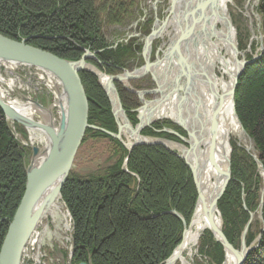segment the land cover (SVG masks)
<instances>
[{
    "label": "trees",
    "instance_id": "1",
    "mask_svg": "<svg viewBox=\"0 0 264 264\" xmlns=\"http://www.w3.org/2000/svg\"><path fill=\"white\" fill-rule=\"evenodd\" d=\"M102 1V2H101ZM126 0H0V35L75 62L84 51L95 53L104 67L100 72L119 74L134 56L127 48L108 49L102 28L116 23L121 2ZM132 1V0H131ZM263 52L240 75L234 92L235 114L250 138L264 170V0H259ZM112 15V16H111ZM251 59V58H250ZM79 78L88 102V125L117 133L109 100L97 78L80 72ZM122 109L132 126L137 124L135 97L116 86ZM184 132L168 121L153 123L140 134L147 138L177 139L161 129ZM17 133L24 130L15 125ZM89 139H106L117 148L112 165L95 174L70 172L61 189L71 234V264H164L181 242L183 224L169 212H177L188 224L196 200L191 173L175 154L159 146H136L129 153L121 144L97 131L87 130L81 145ZM231 178L218 202L223 234L237 246L249 213L258 208L260 178L254 161L232 145ZM26 151L13 138L0 110V247L25 185ZM126 159L125 165L124 160ZM245 193L243 209L241 194ZM263 230L248 232V247L260 234L246 264H264ZM210 237V236H209ZM201 241L198 254L211 263L223 260L222 248Z\"/></svg>",
    "mask_w": 264,
    "mask_h": 264
},
{
    "label": "bare ground",
    "instance_id": "2",
    "mask_svg": "<svg viewBox=\"0 0 264 264\" xmlns=\"http://www.w3.org/2000/svg\"><path fill=\"white\" fill-rule=\"evenodd\" d=\"M169 1L175 6L173 8L171 7L170 12L172 13V18L167 19L163 32L160 31L159 34V36H163L162 34L165 33L164 35L168 37V48L163 53V57L159 63L156 66L148 65L147 69L155 76L156 84L159 85V88L157 86L152 91L153 94L157 95L158 99L148 102L142 96L140 101L147 103L144 104V107L141 105L138 109L139 121L137 123L140 122L139 125L145 127L147 125L151 126L158 120H168L173 122L179 129L182 127L185 130L184 132L181 129L184 132V136L179 135L171 129L168 130L173 131L186 140V144H183L185 148L182 149L179 146L175 147L171 144H167L166 146L168 150L181 155L187 161L194 174L195 184L193 177L192 180L196 191V200L192 208L191 217L188 224H186L182 217V220H180L175 216L183 224L182 238L181 242L164 264H191L197 246L196 256L200 259L198 263L213 264L208 261L209 259L207 257L199 256L198 250L201 241H208V238H210V245H220L217 242L215 230H220L223 234V223L218 210V202L223 195L215 204V209L211 215L213 219L212 226L208 223L205 213L211 207V199L221 187L220 183L223 182L221 173L226 172L227 161H229L231 178L230 157L233 150L232 145L236 144L235 146L240 149L237 142H231L232 139L235 138L238 141H244L243 138L245 135V139L248 142V146L245 149L249 152L252 150V142L246 135L235 114L234 102H232L231 95L233 80L237 75L239 64L242 60L247 63V66L259 59L263 51L258 50L260 53L257 56H244V54H241L242 47L237 43L236 30L231 23L228 11L232 0ZM183 35L184 38H182ZM19 69L28 73V77L31 76V72L37 74L39 80L44 81L45 84L43 86L53 94V99L51 101L49 100L51 105L49 107L41 106L40 103L29 99V93L24 94L27 91L23 90L20 86L18 87L17 82L13 78H5L0 74V100L21 118L42 127V130L31 127L23 128L27 133V142L29 145L27 147H29L30 151L33 147L39 150V154L34 159L35 163H39L45 158V154L50 145V138L43 128L46 126V123L52 120L51 126L56 131L59 119L55 121L53 117L54 111L58 112V117H60L61 112L63 114L66 113V104L60 88L56 85V80L51 75L30 66L0 60V71L3 70L16 75ZM137 70V72L130 74L135 76L145 72L144 69ZM22 80L27 81V79ZM99 81L101 86L106 88L107 79L99 76ZM128 81H121L125 88L130 87ZM116 83H114V86ZM35 91H37V84ZM121 119V114L118 113L117 120L120 125L122 124ZM7 123L11 134L13 136L17 135L15 129L16 124L9 120ZM121 135L127 147L132 143L147 142L146 139L140 138L137 132L130 136L124 129ZM139 135L141 136L140 133ZM173 142L182 144L178 140ZM212 150L215 155L212 154ZM257 161L259 162L258 159ZM260 167L262 169L261 164ZM187 168L189 169L188 166ZM218 168H220V174L218 173ZM191 170L189 169L190 173ZM260 177L259 187L260 192H262L264 186L263 169L260 172ZM230 178L224 190L227 189ZM52 190L53 187H50L43 192L35 204L34 210L38 209L40 211V220L22 249L20 264H25V259H29V257L39 261V255H33L36 253V237H38L36 229L38 227L47 221L54 226L59 225V221H62L63 228L69 229L67 222L69 214L67 215L63 211L64 204L60 197L55 198L53 201L47 200ZM260 192L258 196V208L254 213L248 214L249 218L242 229L238 245L232 246L225 238L233 248L232 250L239 253L240 256H242V243L248 249L242 264H246L249 252L257 247L259 241L256 242V238L259 237L260 239V234H258L251 245L247 247L245 244L248 232H252L251 224L255 216L260 226V232L263 230L262 205L264 203V196L260 214ZM245 197L246 194L242 192L241 202L243 209H246L244 204ZM42 228L44 231L48 230L46 225ZM243 232H245L244 235ZM220 247L222 248L221 245ZM222 252L223 260L220 264L237 263L238 259L228 254V251H224L222 248ZM203 260L205 261L203 262Z\"/></svg>",
    "mask_w": 264,
    "mask_h": 264
},
{
    "label": "water",
    "instance_id": "3",
    "mask_svg": "<svg viewBox=\"0 0 264 264\" xmlns=\"http://www.w3.org/2000/svg\"><path fill=\"white\" fill-rule=\"evenodd\" d=\"M175 2V1H174ZM173 2V4H174ZM174 6V5H173ZM155 32L150 34L146 39V49L149 46V43L152 38L155 37ZM184 38V35L182 36ZM262 41V36L260 38ZM260 51H263V45L260 44ZM95 60L92 53L85 51L80 60L71 62L60 59L53 54L43 51L37 48H33L26 44L24 40L19 42L8 39L0 35V60L4 62H10L20 65L30 66L36 69H39L45 73H48L56 80V85L60 88L61 93L64 96V102L66 104V113H60L59 122L56 131L52 128V120L46 123V126L43 128L45 132L48 134L50 138L49 149L45 154V158L39 162L35 163L34 159L39 154V150L36 147L31 148V158L28 166L25 168V185L24 192L22 194L19 205L14 213V216L11 222L8 225L6 235L3 239V242L0 247V264H20V255L22 249L31 236L32 232L36 228L40 220V211L34 210L36 202L39 200L43 192H45L48 188L53 187L52 192L49 195L47 200L53 201L55 198L60 197V191L63 185L65 184L68 175L71 171L72 164L75 158V155L79 149V146L84 138L85 132L87 130L97 131L101 134L107 136L109 139H112L122 147L127 150L129 153L136 146H159L164 149H167V144H171L173 146H179V148L184 149V145L186 144V140L177 135L171 130L162 129L159 132H164L170 135H173L180 141L182 144L177 142L168 141L160 138H146L139 135V133L146 127H141L139 123L132 127L128 122V119L125 115L124 110L122 109L121 102L117 95V91L115 89L114 83H120L122 80L128 81L130 79H137L140 75L132 76L127 71H124L121 75L116 76H106L100 73L95 67L88 64L87 61ZM246 62L242 60L239 64V70L237 72L236 77L233 80V89L231 91L232 102H233V94L234 87L242 74L244 68L246 67ZM145 72L148 70V64L145 68H143ZM80 72H87L94 75L101 89L104 91L107 96L110 107L111 114L113 120L116 125L117 133L112 134L103 129L88 125L87 123V115H88V102L85 96V92L81 85L78 74ZM144 72V73H145ZM99 76H103L107 79V90L103 88L99 81ZM153 81L155 83V76L152 75ZM159 88V85L156 84ZM129 92L135 94L139 100H141L142 96L145 94L144 92H135L133 90H128ZM145 101H141L142 107L145 105ZM36 104V103H35ZM0 110L2 111L4 118L9 120L22 128L31 127L34 129L42 130V127L38 124L30 122L29 120H25L18 116L11 108L5 105L0 100ZM118 113L121 114V125L118 122ZM138 113V111H137ZM52 116V114H51ZM50 116V118H52ZM137 121L138 115H137ZM171 122V121H170ZM174 124L173 122H171ZM175 125V124H174ZM126 130L128 135H132L133 133L138 134L140 138H144L147 142H139L129 144V147L126 146V143L123 142L122 132ZM181 129L185 132V130L181 127ZM173 153V151L168 150ZM177 158L181 159L191 170L187 161L176 153ZM212 154L215 153L212 150ZM215 158V156H214ZM257 166L259 171L261 172L260 164L257 159ZM126 159L124 160L125 165ZM218 173L220 174V168H218ZM191 174L194 180V174L191 170ZM222 181L221 187L218 189L215 196L211 199V207L205 213L208 223L212 226V218L211 215L215 209V204L221 198L224 193V189L226 184L230 178L229 171V161H227V168L225 173H221ZM195 184V180H194ZM263 191L264 186L262 188L261 197H260V205H259V213L261 214V205L263 202ZM67 212V211H66ZM170 214L176 216L180 220H182L181 216L175 213L174 211L169 212ZM68 214V213H67ZM217 242L222 246L223 250L228 251L230 255H233L234 258H237L238 261L236 264H242L243 259L245 260V254L248 251L242 243V256L239 253H236L231 245L228 244L225 237L221 233L220 230H215ZM245 232H243L244 235ZM243 241V238H242ZM259 241V237L256 238V242ZM250 250V249H249ZM167 261V260H166Z\"/></svg>",
    "mask_w": 264,
    "mask_h": 264
},
{
    "label": "rangeland",
    "instance_id": "4",
    "mask_svg": "<svg viewBox=\"0 0 264 264\" xmlns=\"http://www.w3.org/2000/svg\"><path fill=\"white\" fill-rule=\"evenodd\" d=\"M258 3L259 0H232V4L229 5L228 7L231 23L236 30L237 43L239 44L240 47H242L241 54H244V56L245 55L257 56V54L260 53L258 50H260V44H262V41H260L262 31H261V19L258 14ZM250 46H252L253 49L250 48ZM125 70L128 73H130L131 71L129 68L128 69L125 68ZM0 74L5 78L6 77L13 78L17 82L18 87L20 86L22 87L23 90L27 91L24 94L29 93V99L40 103V105L44 107H49L51 105L49 100L51 101V99H53V94H51L50 91L43 86L45 84L44 81L39 80V77L37 76V74H34V72H31V76H29L30 78L27 76L28 73H25L22 69H19L16 75H14V73L11 72L8 73L7 71H3V70L0 71ZM22 79H27V81H24ZM36 84H37V91H35ZM127 89L133 90L131 87H128ZM135 92H140V91L135 90ZM143 99L145 101L151 102L158 99V97L152 95V97L146 96L145 98L143 97ZM140 107H141V103H139V106L135 109L136 111L134 110V113L136 114L135 115L136 119L138 115L137 111ZM54 112L55 113L53 114V117L55 118L56 121L59 119L58 112L56 111ZM162 121H166V120H158L156 122H162ZM25 131H24V135L17 133V135L13 136V138L15 139V141H17L19 146L27 152L25 158V166L27 167L30 162L31 151L29 147H27L29 145L27 142L28 141L27 133ZM245 138H246L245 135L243 138L244 141H238L237 139L233 138L231 142L233 143L237 142L240 149H242L244 152L247 151L246 154L254 161V163L257 166L258 164L255 159H258V155L256 152H254L253 144H251L252 150L250 152L247 149H245L248 146V142ZM116 158H117V148L111 142H109L106 139H89L83 145L80 144L79 149L75 155L70 172L78 173L82 176L95 174L112 165L116 160ZM257 172L259 178L261 179L259 168L257 169ZM63 211L64 212L67 211L65 210V206H63ZM67 222L69 225L68 230L63 228L62 221H59V225L57 226H54L53 224L47 221L45 224H43L42 226L36 229L38 233V237H36V241H37L36 250H35L36 253H34L33 255L35 254L39 255V261L37 262L38 264H71L70 260L72 255V247H71L72 228H71V222L69 216L67 217ZM45 225L48 227L47 231H44L42 228ZM257 226H258V222L255 216L251 224V231L252 232L256 231L258 229ZM197 247L195 248V255L191 264H199L198 262H200V259L196 256ZM204 261L205 260H203V262ZM33 263H34L33 259L30 258L28 264H33Z\"/></svg>",
    "mask_w": 264,
    "mask_h": 264
},
{
    "label": "flooded vegetation",
    "instance_id": "5",
    "mask_svg": "<svg viewBox=\"0 0 264 264\" xmlns=\"http://www.w3.org/2000/svg\"><path fill=\"white\" fill-rule=\"evenodd\" d=\"M120 5H123V9L118 11L116 23L110 27L104 26L102 28L105 42L109 46L108 49L122 47L127 48L134 54V56L127 58L125 62V68H129L131 70L130 73L137 72V69L141 70L145 68L147 64L156 66L168 48V37L164 35L165 33L162 34L163 36H159V34L160 31L163 32L167 19L172 18L170 11L175 6L169 0H126L121 2ZM153 32L157 36L151 39L146 49V39ZM92 54L95 58V53ZM88 62H93L98 64V66L104 67L96 58ZM125 68H120L119 73L123 74L126 71ZM128 82L134 91L144 92V98L146 96L152 97V95L157 97L156 94L152 93L157 85L153 81L152 74L149 71L141 74L139 78ZM116 86H121L125 93L130 95L127 98L134 96L139 106L141 101L135 94L129 92L122 82L116 83Z\"/></svg>",
    "mask_w": 264,
    "mask_h": 264
},
{
    "label": "built area",
    "instance_id": "6",
    "mask_svg": "<svg viewBox=\"0 0 264 264\" xmlns=\"http://www.w3.org/2000/svg\"><path fill=\"white\" fill-rule=\"evenodd\" d=\"M29 260H30V257H29V259L27 258V259H25V264H28L29 263ZM34 261V263L33 264H38L37 262V260H33Z\"/></svg>",
    "mask_w": 264,
    "mask_h": 264
}]
</instances>
